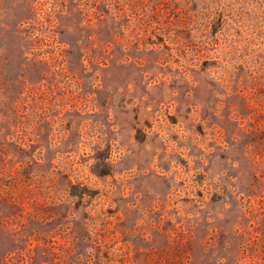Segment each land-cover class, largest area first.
I'll return each instance as SVG.
<instances>
[{"label": "rangeland", "instance_id": "obj_1", "mask_svg": "<svg viewBox=\"0 0 264 264\" xmlns=\"http://www.w3.org/2000/svg\"><path fill=\"white\" fill-rule=\"evenodd\" d=\"M0 264H264V0H0Z\"/></svg>", "mask_w": 264, "mask_h": 264}]
</instances>
